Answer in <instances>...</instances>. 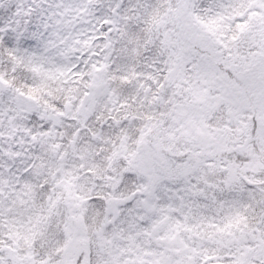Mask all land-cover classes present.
I'll list each match as a JSON object with an SVG mask.
<instances>
[{"label":"snow or ice","instance_id":"obj_1","mask_svg":"<svg viewBox=\"0 0 264 264\" xmlns=\"http://www.w3.org/2000/svg\"><path fill=\"white\" fill-rule=\"evenodd\" d=\"M0 264H264V0H0Z\"/></svg>","mask_w":264,"mask_h":264}]
</instances>
